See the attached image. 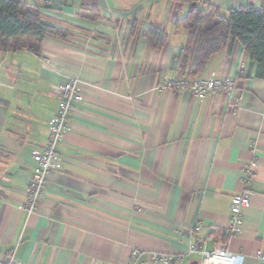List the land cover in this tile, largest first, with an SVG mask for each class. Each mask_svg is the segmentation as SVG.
Instances as JSON below:
<instances>
[{
  "label": "crops",
  "instance_id": "0c3cea01",
  "mask_svg": "<svg viewBox=\"0 0 264 264\" xmlns=\"http://www.w3.org/2000/svg\"><path fill=\"white\" fill-rule=\"evenodd\" d=\"M26 1L48 5L44 18L70 34L45 38L40 55L0 50V258L129 264L138 248L145 264H156L152 252L175 255L170 264H201L202 252H188L198 243L264 264V78L244 45L221 48L196 76L233 77L231 93L158 90L163 79L184 78L178 56L187 34L177 22L194 2ZM207 1L223 12L264 7V0ZM91 7L95 21L81 16ZM152 26L166 34L157 48L143 35ZM72 76L83 97L59 147L62 167L29 214L32 152L48 141L59 102L50 86ZM245 186L251 202L230 233L231 201Z\"/></svg>",
  "mask_w": 264,
  "mask_h": 264
},
{
  "label": "trees",
  "instance_id": "16d2710c",
  "mask_svg": "<svg viewBox=\"0 0 264 264\" xmlns=\"http://www.w3.org/2000/svg\"><path fill=\"white\" fill-rule=\"evenodd\" d=\"M187 1L194 5L177 22L187 34V42L178 56L181 76L196 78L211 55L239 41L256 64V76L264 78V7L247 3L223 12L207 0ZM48 7L26 0H0V50L25 47L40 55L45 38L68 36L67 27L44 18L42 10ZM95 10V7L84 8L81 16L95 21L100 18ZM143 35L155 48L162 45L166 36L156 26Z\"/></svg>",
  "mask_w": 264,
  "mask_h": 264
},
{
  "label": "built area",
  "instance_id": "2783aa9c",
  "mask_svg": "<svg viewBox=\"0 0 264 264\" xmlns=\"http://www.w3.org/2000/svg\"><path fill=\"white\" fill-rule=\"evenodd\" d=\"M42 65L49 68L53 65L52 58L48 54L42 56ZM235 87V79L230 76H212L209 78H181L174 77L163 79L157 86L158 90H187L198 98H204L212 92L221 91L229 94ZM58 98V107L56 113L50 120V133L48 141L40 151L32 152L34 162L33 171L30 176L27 196L24 203V209L29 213L37 211L40 202L46 194L47 179L49 175L59 170L62 163L59 155V147L62 144L66 132L72 128V115L78 102L82 100V82L80 78L72 76L66 80L52 84L50 86ZM249 176L245 178L244 183L250 182ZM251 190L245 188L237 195L233 196L231 201V214L228 226V232L234 233L238 230L237 225L242 220L243 208L250 205ZM202 223L195 225V230H200ZM188 252H202L203 262L201 264H242L243 254H232L225 249L223 244L218 245L214 250L207 251L201 244L190 243ZM259 257L264 260V249L259 251ZM141 251L136 248L132 251L129 264H145L140 260ZM182 257V254H180ZM151 259L156 264H170L176 257L173 254L165 252H152ZM0 264H25L17 260L12 255L0 258Z\"/></svg>",
  "mask_w": 264,
  "mask_h": 264
}]
</instances>
